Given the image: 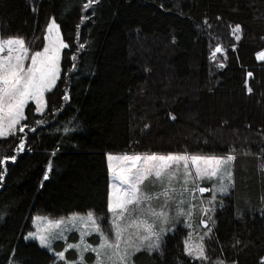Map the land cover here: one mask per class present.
<instances>
[{"label":"trees","instance_id":"trees-1","mask_svg":"<svg viewBox=\"0 0 264 264\" xmlns=\"http://www.w3.org/2000/svg\"><path fill=\"white\" fill-rule=\"evenodd\" d=\"M84 3L0 0V35L22 36L39 50L54 16L68 45L46 109L37 113L30 101L21 121L28 127L21 132L18 125L14 135L0 138V158L16 156L0 160V264L54 261L37 241L24 237L35 213L61 217L93 209L107 217L104 222L110 219L108 152L227 154L233 148L234 189L211 202L206 218L201 206L209 205L211 189L204 201L186 196V212L189 200L196 205L187 215L190 227L176 223L163 235L162 254L142 249L133 260L209 264L185 251L192 231L203 237L211 262L260 264L264 0H99L88 9ZM237 24L241 29L234 33ZM49 162L53 167L45 178ZM202 185L210 188L213 181ZM68 257L75 259L76 252Z\"/></svg>","mask_w":264,"mask_h":264},{"label":"snow or ice","instance_id":"snow-or-ice-1","mask_svg":"<svg viewBox=\"0 0 264 264\" xmlns=\"http://www.w3.org/2000/svg\"><path fill=\"white\" fill-rule=\"evenodd\" d=\"M98 3L99 0H87L82 7L88 9ZM86 19L88 17H82V22ZM205 22L207 23V20ZM46 28L48 42L43 45L42 50L32 51L22 36L4 37L0 35V138L8 137L10 134L14 135L17 125H20V131L23 132L28 125L21 124V121L26 119L25 108L29 105V101H35V112H42L47 107L45 93L53 89L60 79L61 53L68 45L62 38L60 25L54 16L50 18ZM240 29L241 25L237 24L233 32ZM236 39L240 37L237 36ZM79 47L82 48L83 45ZM220 50L218 47L217 51ZM30 51L32 54L29 57ZM260 58L264 59V53L260 54ZM29 59L31 62L26 66L25 62ZM72 59H75V55ZM248 75L251 76L252 73L249 72ZM247 91L251 93L253 89L248 87ZM65 99H67V93H65ZM172 119H175V116ZM38 123L43 124L45 121L41 120ZM63 131L68 133L70 129L65 127ZM19 141L18 151H23L24 136H20ZM235 151L236 149L233 148L229 153L220 156L172 152L166 155L123 153L114 157L112 153H109L108 166L112 173L113 183L107 203V212L111 217L107 229L102 226L107 217L98 215L93 209H89L85 214L73 213L67 221L65 218H60L55 222L57 227L66 222H70L73 226L82 225L80 240L76 243H66V247L59 252L52 248V242L54 240L66 242L67 237L64 232L72 231L71 227L60 231H53L51 227L39 229L29 232L28 237L38 238L40 245L51 250L61 264H88L85 252L90 248L95 253L93 264H135L133 257L142 249L149 252L161 250L162 254L163 235L169 231L166 225L169 222L170 205L173 203L176 205L178 216L191 215V210L196 205L191 204L190 200L196 199L195 193L210 191L208 188L199 186L196 182L197 177L200 180L211 181L213 177L219 180V184L213 185L211 190L213 195L208 202L209 205L216 198L215 192L228 193L234 189L235 179L232 166L236 160ZM114 159L115 163L112 162ZM0 160L15 161L16 156H4ZM190 165H194L195 174ZM181 166L183 167V182L177 189L173 186V182L176 181ZM52 167V163L49 162V170ZM260 167L264 169V164ZM4 171H7L6 167ZM2 175L3 173L0 172V177ZM149 177H154L159 182V191L143 190L142 185ZM45 178H47V173H45ZM189 183L194 186L189 188ZM185 193L190 198L187 212L182 206L185 203L183 198ZM161 198H163L162 203L154 207L153 201ZM261 200L264 201V196ZM201 210L211 211L210 207L204 206H201ZM126 217H128L127 220ZM204 223L207 225L208 221L205 220ZM211 231L212 229L209 228L208 232L211 233ZM92 233H96L99 237V243L96 246L88 244L85 239V236ZM126 233L128 235L125 239ZM184 243L185 251L190 257L199 258L201 262H209V264H226V261L220 258L211 262L203 244L193 245L187 239ZM69 249L77 253L75 259H68L65 256V252ZM259 261L260 264H264V256H261ZM232 264H237V262L232 261Z\"/></svg>","mask_w":264,"mask_h":264},{"label":"rangeland","instance_id":"rangeland-1","mask_svg":"<svg viewBox=\"0 0 264 264\" xmlns=\"http://www.w3.org/2000/svg\"><path fill=\"white\" fill-rule=\"evenodd\" d=\"M6 37H8V36H6ZM46 37H47V28H46V31H45L44 45L48 42ZM219 48H220V46H219ZM30 49L32 51H35V49H32L31 47H30ZM39 50H42V48L39 49ZM4 54L6 55L7 53L5 52ZM31 54H32V52L30 51L29 52V57L31 56ZM61 55H62V53H61ZM30 62H31L30 59L28 61H26L25 62L26 66L28 64H30ZM48 92L45 93L46 100H47V93ZM33 102L35 103V101H33ZM45 109H46V107L44 108V110ZM17 127H18V125L16 126V129H17ZM109 153H112L114 157L116 155H118V154H123V152H121V153H119V152H108L107 153V162H108V165H109V159H108V154ZM168 153H172V152H168ZM168 153H159V154L166 155ZM129 154H145V155H150L152 153L143 152V153H129ZM190 154L217 155V156L225 155V154H205V153H198V152L197 153L194 152V153H190ZM112 162L115 163L116 162L115 159ZM233 164H234V162H233ZM190 168L192 169L193 174H195L194 165H190ZM232 168H233V166H232ZM109 172H110V193H111V191H112V187L111 186H112V183H113V178H112V173H111L110 169H109ZM204 180H207V179H204ZM204 180H200L198 177L196 178V182L199 184L200 187L208 188V187L202 185V181H204ZM212 181H213V185L214 184H219V180L216 177H213L212 178ZM182 182H183V167L181 166V168L179 169L178 175H177V179H176V181L173 182V186L176 187L177 189H179L181 187V185H182ZM213 185L210 188H208V189H211L212 190L213 189ZM193 186L194 185L192 183H189L188 184V187L189 188H191ZM142 188H143L144 191L150 192L149 191L150 189L159 188V182L157 180H155L154 177H149L148 179H146L144 181V183L142 185ZM154 192H156V191H154ZM110 193H109V196H110ZM205 193L206 192H204V193L196 192L195 193V196H198L201 199L204 198L203 199V201H204L205 198H206L205 195H204ZM226 194L227 193L215 192V197H216L215 200H217V198H220L219 195H226ZM212 195H213V193L211 195H209V196H212ZM186 196H188L187 193H185V196L183 198L184 199L187 198ZM162 200H163V198H161L160 200H157V201H153V206L154 207H158L162 203ZM215 200H212V202L215 203ZM205 207H210V205H206ZM211 208L212 207H210V209ZM170 209H171V211H170V215H169V222L166 225L169 228V231L168 232L173 231L174 228H175V227H173V225H175L176 223H180V222H182L183 224L189 225V227H190V222L187 221L189 219L187 215H180V216H178L177 213H176V211H172V210H176V205L174 203L170 205ZM165 211H168V209H165ZM209 212H204V215H205L204 218L208 217V213ZM193 213H194V209L191 210V215H193ZM81 214H85V213H81ZM71 215H69V216H61V217H52V216H50L48 214L35 213L31 217V227L24 234V237H25L26 240L37 241L39 243V239L38 238H36V237H28V233L29 232L38 231L39 229L49 228V227H51L53 231H60L63 228L71 227L72 228V231H70V232L65 231L64 232V235L67 237V241L66 242L65 241H60V240H54L52 242V248H54L55 251L59 252L58 247L61 246V242L63 244V249H64L66 247V243H76V242H78L80 240V231L82 229V225L73 226L70 222H66L65 224H63V225H61L59 227L55 226V222L57 220H59L60 218H65V221H67V218L71 217ZM110 219H111V217H110ZM110 219L107 222H103L102 226L105 229H107L108 223L110 222ZM127 219H128V217H126V220ZM205 220L206 219H203V222H202L203 223V226L205 225V223H204ZM170 222H172L171 225H169ZM132 231L134 232V230H132ZM127 235H128V233L125 234V239L127 238ZM85 239L87 240L88 244H90L92 246H96L99 243V237H98V235L96 233H92L91 235L85 236ZM187 240L189 241L190 244H193V245L203 244V246H204V242H203V240H201L200 234H198V233H195V232H192L191 231L189 233L188 237H187ZM39 245H40V243H39ZM42 247L45 248L46 250H48L53 255L54 261H52L51 264H61V261H59L55 257L54 253L51 250H49L45 246H42ZM71 250L72 249H69L68 251L65 252V256L68 259H71V258L68 257V253ZM76 256H77V253H76ZM88 256H92V260L94 261V259H95V253L92 252L91 248L88 251L85 252V259L87 260L88 264H93V262L91 263V262L88 261Z\"/></svg>","mask_w":264,"mask_h":264},{"label":"water","instance_id":"water-1","mask_svg":"<svg viewBox=\"0 0 264 264\" xmlns=\"http://www.w3.org/2000/svg\"><path fill=\"white\" fill-rule=\"evenodd\" d=\"M49 171H50V170H48V172H47V177H48V173H49Z\"/></svg>","mask_w":264,"mask_h":264}]
</instances>
